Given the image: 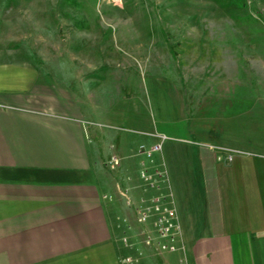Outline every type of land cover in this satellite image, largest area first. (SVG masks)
Segmentation results:
<instances>
[{"label":"crops","instance_id":"0c3cea01","mask_svg":"<svg viewBox=\"0 0 264 264\" xmlns=\"http://www.w3.org/2000/svg\"><path fill=\"white\" fill-rule=\"evenodd\" d=\"M94 70L0 61V264H120L103 170L128 186L160 135L187 264H264L262 83L182 69L109 104Z\"/></svg>","mask_w":264,"mask_h":264},{"label":"rangeland","instance_id":"374dc122","mask_svg":"<svg viewBox=\"0 0 264 264\" xmlns=\"http://www.w3.org/2000/svg\"><path fill=\"white\" fill-rule=\"evenodd\" d=\"M1 60L82 71L91 64L92 91L101 88L109 104L136 94L150 77L178 81L182 69L203 82L229 74L264 88V0H0ZM116 169L103 174L119 183L105 196L118 262L158 264L167 254L146 242L151 221L140 222L135 211L152 193L137 171L122 186Z\"/></svg>","mask_w":264,"mask_h":264},{"label":"built area","instance_id":"2783aa9c","mask_svg":"<svg viewBox=\"0 0 264 264\" xmlns=\"http://www.w3.org/2000/svg\"><path fill=\"white\" fill-rule=\"evenodd\" d=\"M160 139L159 143L139 147L138 154L145 157V160L141 163L139 180L144 190L150 191L152 194L149 197H141L135 211L140 222L147 223L151 221L153 233L147 236L146 242L151 244L155 241L157 249L163 253L181 254L175 264H187L182 255L185 252L184 247L179 242L181 237L180 226L167 171L163 165H153L154 155L161 152L162 142L166 140V137L160 136ZM119 163L120 159L112 155L106 162V167L114 170L119 166ZM128 193L129 188L125 191V194ZM127 261L130 262L131 259L128 258Z\"/></svg>","mask_w":264,"mask_h":264}]
</instances>
